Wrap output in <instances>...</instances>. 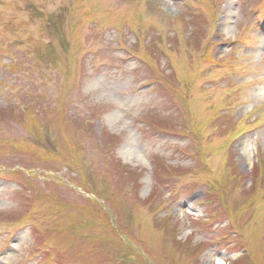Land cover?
Instances as JSON below:
<instances>
[{"label":"rangeland","instance_id":"1","mask_svg":"<svg viewBox=\"0 0 264 264\" xmlns=\"http://www.w3.org/2000/svg\"><path fill=\"white\" fill-rule=\"evenodd\" d=\"M0 264H264V0H0Z\"/></svg>","mask_w":264,"mask_h":264},{"label":"bare ground","instance_id":"2","mask_svg":"<svg viewBox=\"0 0 264 264\" xmlns=\"http://www.w3.org/2000/svg\"><path fill=\"white\" fill-rule=\"evenodd\" d=\"M242 149H243V152L246 153V149H247L246 148V142L243 145ZM125 150H128V146H124V147L121 148V151H125ZM125 153H127V151H125Z\"/></svg>","mask_w":264,"mask_h":264},{"label":"trees","instance_id":"3","mask_svg":"<svg viewBox=\"0 0 264 264\" xmlns=\"http://www.w3.org/2000/svg\"><path fill=\"white\" fill-rule=\"evenodd\" d=\"M256 176H257V173H256ZM254 178H255V177H254ZM254 178H253V179H254Z\"/></svg>","mask_w":264,"mask_h":264}]
</instances>
